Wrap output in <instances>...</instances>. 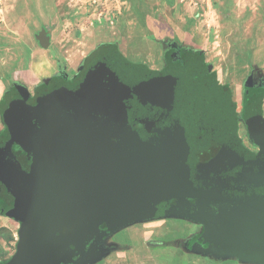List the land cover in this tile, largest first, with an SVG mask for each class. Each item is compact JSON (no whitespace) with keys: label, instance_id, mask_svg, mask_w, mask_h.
Returning a JSON list of instances; mask_svg holds the SVG:
<instances>
[{"label":"water","instance_id":"water-1","mask_svg":"<svg viewBox=\"0 0 264 264\" xmlns=\"http://www.w3.org/2000/svg\"><path fill=\"white\" fill-rule=\"evenodd\" d=\"M210 71L191 54L156 71L108 48L76 89L34 109L11 103L0 183L21 227L4 264H77L110 233L172 214L205 225L207 253L264 264V113L257 102L245 116L254 153Z\"/></svg>","mask_w":264,"mask_h":264},{"label":"rangeland","instance_id":"rangeland-1","mask_svg":"<svg viewBox=\"0 0 264 264\" xmlns=\"http://www.w3.org/2000/svg\"><path fill=\"white\" fill-rule=\"evenodd\" d=\"M165 41L204 59L219 84L231 90L239 136L257 151L245 101L247 90L264 88V0H0V105L18 81L30 91L63 74L85 81L89 62L104 45L132 64L164 71ZM261 108L264 113V98ZM3 126L0 114V132ZM20 227L19 220L0 214V264L16 253ZM123 228L106 243L112 252L100 246L104 252L84 264H258L206 255L187 244L183 249L205 230L186 217L160 216ZM156 239L163 244L149 247Z\"/></svg>","mask_w":264,"mask_h":264},{"label":"flooded vegetation","instance_id":"flooded-vegetation-1","mask_svg":"<svg viewBox=\"0 0 264 264\" xmlns=\"http://www.w3.org/2000/svg\"><path fill=\"white\" fill-rule=\"evenodd\" d=\"M176 48L178 49L179 47L176 46ZM183 51L184 50L178 49V53L175 54V58H174L175 60L172 61V64L170 66H172L173 64H176V63H181V64L183 63L184 59L190 54V53L187 52L188 54H186V56H184L185 52H183ZM191 55L197 56L195 54H191ZM203 61H204V59H203ZM92 62H89V63L91 64ZM204 64H205V61H204ZM170 66H168V62H167V67L165 69L169 68ZM206 66L208 68L210 67L208 65H206ZM63 75L66 76L64 79L59 76L57 80H52L50 82L44 83L43 87H40L38 90H36L31 97H29V96L28 97L27 96L23 97L21 92H19L18 89H14L13 92L11 91L12 92L11 100H5L4 101L5 103H4L3 107L0 110L1 111V119H2V122H3V125H4V133L6 131L9 132V128L7 126L4 114H5V111L11 107L10 106L11 103H14L15 104V108L18 107V109H27V108H33L34 109V108H38V107L41 106V103H42V101L44 99H49V98L51 99V98L57 97L60 94V92L62 93V92H68V91L74 90L80 84H82L83 81H84V76L81 77V78H79V76H77L75 79H71L68 75H66V74H63ZM209 75L213 76L214 74H212L211 71H210ZM0 135H2V134H0ZM9 139H10V134L7 137V139H6V137L0 138V148L2 147L3 144L8 142ZM242 144L247 149H249V147H247L244 144L243 141H242ZM254 148L257 151H252L250 149L249 150L254 152V153H258L259 152V148L256 145H254ZM12 151L15 154V156L17 157L18 161L22 164V166H24L26 169H29L30 161H29V157L26 155V153L18 145H14L13 148H12ZM202 156L203 155H198L199 158H202ZM192 202H195V201L192 200ZM13 203H14L13 196L10 193H8L6 191V189H5V186L0 183V214H4L2 212H5L6 210H8L7 205H10V209H12ZM213 209H214V211H218L220 209V206H214ZM176 216H180V215L177 214ZM186 218L189 219V220H193L192 218H189V217H186ZM143 224H146V222L142 223L141 225H143ZM168 225H169V223H167L166 226H168ZM102 229L105 231L106 227L103 226ZM123 229H125V228H123ZM123 229H121L120 231H122ZM204 232H205V230H204ZM204 232H201L200 234H197V235L195 234L192 237H190L188 239V241L183 244V249L185 248V244H187L190 247L192 245L193 241H197V242L194 243V244H196V243L198 244V249L197 250H201V251H204L205 253H207L205 250L206 249L208 250V245L205 243ZM115 234H116L115 232L112 233V234L110 233L108 237H105L101 241L100 246H103V248H105V249L109 250L110 252H112L111 249H113V248L111 247V245L109 246L106 243L108 242L110 236H113ZM202 234H203L204 243H203V241L201 243L198 242L199 239L197 238V237H199ZM162 244H163V241L160 240V239L152 240L151 243H148L149 247H151V248H154V247H156L158 245L160 246ZM113 245H116V244H113ZM190 249H191V247H190ZM193 251H195V250H193ZM92 253L93 252H92L91 246H88V248H87V250L85 252V255L84 256L83 255H79L74 260L77 262V264H80V263H82V260L86 261V260H89L90 258H93ZM206 255H212V254L207 253ZM213 256H216V255H213Z\"/></svg>","mask_w":264,"mask_h":264},{"label":"trees","instance_id":"trees-1","mask_svg":"<svg viewBox=\"0 0 264 264\" xmlns=\"http://www.w3.org/2000/svg\"><path fill=\"white\" fill-rule=\"evenodd\" d=\"M163 43H165V45L167 46L166 61L168 62V66H170L172 64V61L175 60L174 59L175 54L178 53V49L176 48V46L174 44H171L172 42L165 41ZM108 48H114V47L108 46V45L102 46V48L97 52L94 61L91 63L92 67L90 66V68L95 67L100 62L102 52ZM114 49H116V48H114ZM183 52H185L184 56H186V54H188L186 51H183ZM247 92H248V94L246 95L247 97H246V101H245L246 113H247L248 109H251L252 107H254L257 102H259L260 104L262 103V99L264 98V88L263 87H257V89L251 88V89L247 90ZM8 136H9V132L6 131L4 134L1 135L0 138L6 137V139H7ZM7 208H8V210H6L5 212H2L5 215H8L9 212H11L10 205H7ZM197 238L199 239L198 242L201 243L203 241V234ZM195 242H197V241H193L192 245L190 246L192 250L198 249V244L197 243H196L197 245L194 244ZM203 243H204V241H203ZM205 251L208 252L207 249ZM7 261H9V260H7ZM7 261L2 262L1 264L6 263Z\"/></svg>","mask_w":264,"mask_h":264},{"label":"crops","instance_id":"crops-1","mask_svg":"<svg viewBox=\"0 0 264 264\" xmlns=\"http://www.w3.org/2000/svg\"><path fill=\"white\" fill-rule=\"evenodd\" d=\"M58 79V77H54V78H49V79H47L44 83H46V82H50V81H52V80H57ZM44 83H42V84H40V86H38V87H35L32 91H30L26 86H28V85H26L25 86V83L24 82H21V81H18L17 82V86H16V88L15 89H18L19 90V92H21V94H22V96L24 97H31L32 95H33V93L36 91V90H38L40 87H43V85H44ZM24 86L26 87V88H24ZM23 90H25L24 92H23ZM7 98H5L4 100H11V96H12V92H8L7 93ZM4 103L5 102H3V103H1V105H0V110H1V108L3 107V105H4ZM0 114H1V111H0ZM4 127V126H3ZM4 133V128H3V130L0 132V134H3ZM0 137H1V135H0ZM133 225H135V224H131V225H129V226H126V228H130L131 226H133ZM165 227H163L162 229H160L161 231H155L154 232V234H153V236H157V237H159L161 234H162V230L164 229ZM119 232H122V231H120V230H118V231H116L115 233L116 234H119ZM153 253H154V251H153ZM152 253V254H153ZM154 255V254H153Z\"/></svg>","mask_w":264,"mask_h":264}]
</instances>
